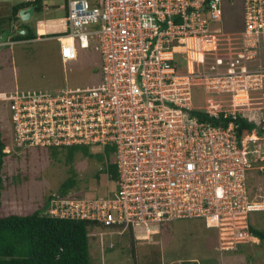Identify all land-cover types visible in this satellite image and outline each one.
<instances>
[{
	"label": "built area",
	"instance_id": "built-area-1",
	"mask_svg": "<svg viewBox=\"0 0 264 264\" xmlns=\"http://www.w3.org/2000/svg\"><path fill=\"white\" fill-rule=\"evenodd\" d=\"M63 1L66 16L48 21V35L64 64L78 58L77 44L94 46L102 88L12 96L10 146L109 148L117 189L91 200L54 194L48 214L139 228L141 238L166 222L201 219L223 250L249 241V214L264 211L248 189L264 153V0H243L236 32L218 25L235 0ZM2 38L0 27V46L14 42ZM194 87L206 105L193 104ZM241 117L254 128L239 137Z\"/></svg>",
	"mask_w": 264,
	"mask_h": 264
},
{
	"label": "rangeland",
	"instance_id": "rangeland-1",
	"mask_svg": "<svg viewBox=\"0 0 264 264\" xmlns=\"http://www.w3.org/2000/svg\"><path fill=\"white\" fill-rule=\"evenodd\" d=\"M19 2L22 1L0 0V17L10 15L12 6ZM43 2V12L22 23L30 26L37 37L32 40L14 39L13 44L0 46V130L9 145L3 151H11L4 158L1 172V216L26 215L43 209L49 198L57 193L67 198L91 200L109 197L117 189V181L111 177L108 168L109 164L114 163V156L103 153L98 146H82L69 159L66 149H60L54 154L48 149L30 147L14 150L10 146L12 123L9 102L12 96L23 98L43 95V91L53 92L65 87L85 91L102 88L101 53L94 46L82 49L77 44L78 58L64 64L59 42L48 35L54 27L46 25L51 19L65 18V3L63 0ZM243 7V0L225 4L223 20L218 23L223 31L236 32L243 28ZM14 36L15 32L5 34L2 40L9 42ZM229 36L223 34L221 37L227 41ZM207 98L208 95L201 88H193L194 105H206ZM84 149L88 151L87 154ZM247 149H253V145L248 143ZM263 154L258 156L259 160L253 162V167L248 171V189L252 195L259 194L262 201ZM73 176L76 185L64 195L61 185ZM249 219L253 227L264 229V211L250 212ZM142 233L144 231L138 228L133 234L137 264H170L185 259H202L208 264H264V241L252 237L241 243L238 249L224 251L220 248L215 229L207 228L201 219L166 222L157 226L149 237H136ZM89 253L91 264H133L129 230L91 229Z\"/></svg>",
	"mask_w": 264,
	"mask_h": 264
},
{
	"label": "trees",
	"instance_id": "trees-1",
	"mask_svg": "<svg viewBox=\"0 0 264 264\" xmlns=\"http://www.w3.org/2000/svg\"><path fill=\"white\" fill-rule=\"evenodd\" d=\"M44 0H36L33 5L36 7V14L42 13L44 9ZM30 4L19 2L12 6V13L8 16L0 17V27L3 35L14 32L13 21L19 19V10L28 7ZM21 27L27 31L26 35L17 33L14 39L32 40L35 39L36 33L33 29L22 24ZM16 33V32H15ZM238 135L241 137L245 132L252 130L254 124L248 122L245 118H239ZM11 140V135H10ZM5 146H9L2 137L0 130V207H1V190L3 187L2 168L4 158L10 152H4ZM80 145H71L64 148H49L55 154L58 150H67V159L79 149ZM20 150V149H16ZM85 150V149H84ZM107 148L103 151L110 154ZM85 154L88 151H84ZM108 168L112 173L111 177L116 179V165L109 164ZM76 185L75 177H70L61 185V189L66 192L73 189ZM59 194V193H58ZM61 196V195H60ZM63 197V196H62ZM53 196L49 198L45 208L35 210L26 215H0V264H91L89 253V231L97 226L89 220H73L67 218H56L48 214L52 207ZM125 229V228H124ZM252 235L260 241H264V229L250 226ZM131 238L133 264H137L135 239L133 232L128 228ZM242 245H237L232 251ZM255 249V248H253ZM231 250V249H230ZM224 250V251H230ZM222 251V250H221ZM147 264H160L159 262H149ZM170 264H208L200 259H185Z\"/></svg>",
	"mask_w": 264,
	"mask_h": 264
},
{
	"label": "water",
	"instance_id": "water-1",
	"mask_svg": "<svg viewBox=\"0 0 264 264\" xmlns=\"http://www.w3.org/2000/svg\"><path fill=\"white\" fill-rule=\"evenodd\" d=\"M35 11H36V7L34 5H32V6L28 7V8H25V7L21 8L19 10V22H22V21L28 22V21H30L34 17ZM21 31H23L22 32L23 34H26V31H24V30H21Z\"/></svg>",
	"mask_w": 264,
	"mask_h": 264
},
{
	"label": "crops",
	"instance_id": "crops-1",
	"mask_svg": "<svg viewBox=\"0 0 264 264\" xmlns=\"http://www.w3.org/2000/svg\"><path fill=\"white\" fill-rule=\"evenodd\" d=\"M60 19H61V18H60ZM60 19H57V20H60ZM51 20H53V19H51ZM57 20H56V21H57ZM56 21H54V22H56ZM22 23H25V22H24V21H23V22H19V19H18V21H16V23L13 21L11 26H13L14 31L17 29V30H18V33L23 34V33H22L23 31H21V30H25V29H23V28L21 27ZM16 26H17V28H16ZM19 26H20V27H19ZM44 30H45V29H44ZM26 34H27V31H26ZM26 34H23V35H26ZM56 40L58 41V39H56ZM58 42H59V41H58ZM59 51H60V42H59ZM43 92H47V91H43Z\"/></svg>",
	"mask_w": 264,
	"mask_h": 264
},
{
	"label": "clouds",
	"instance_id": "clouds-1",
	"mask_svg": "<svg viewBox=\"0 0 264 264\" xmlns=\"http://www.w3.org/2000/svg\"><path fill=\"white\" fill-rule=\"evenodd\" d=\"M26 8H28V7H26ZM19 14V13H18ZM35 14H36V11H35ZM16 21H18V20H16ZM16 21H14V22H16ZM23 22V21H22ZM24 31H26V30H24ZM14 32H16L15 33V35L18 33V30L16 29ZM13 40H14V37H13ZM250 226H253V224L251 223L250 224ZM250 228V227H249ZM252 234V233H251ZM252 237L254 238V236L252 235Z\"/></svg>",
	"mask_w": 264,
	"mask_h": 264
},
{
	"label": "bare ground",
	"instance_id": "bare-ground-1",
	"mask_svg": "<svg viewBox=\"0 0 264 264\" xmlns=\"http://www.w3.org/2000/svg\"><path fill=\"white\" fill-rule=\"evenodd\" d=\"M256 239V238H255Z\"/></svg>",
	"mask_w": 264,
	"mask_h": 264
}]
</instances>
